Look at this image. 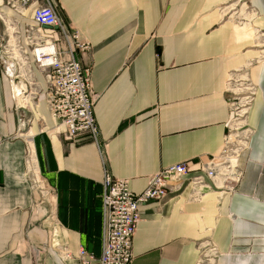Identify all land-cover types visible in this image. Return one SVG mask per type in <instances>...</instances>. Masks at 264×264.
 Listing matches in <instances>:
<instances>
[{
  "label": "crops",
  "instance_id": "0c3cea01",
  "mask_svg": "<svg viewBox=\"0 0 264 264\" xmlns=\"http://www.w3.org/2000/svg\"><path fill=\"white\" fill-rule=\"evenodd\" d=\"M50 1L64 30L88 45L72 57L89 72L97 137L67 139L41 95L29 133L51 194L33 193L27 141L14 135L15 69L0 57V264H78L80 247L97 259L105 174L140 194L149 176L179 163L188 173L139 206L131 264H264V0ZM44 2L0 0V44L13 31L25 44L28 28L56 39L33 21ZM34 78L45 90L43 73ZM244 97L238 126L233 106ZM234 128L241 175L226 188L198 163L219 156Z\"/></svg>",
  "mask_w": 264,
  "mask_h": 264
},
{
  "label": "built area",
  "instance_id": "2783aa9c",
  "mask_svg": "<svg viewBox=\"0 0 264 264\" xmlns=\"http://www.w3.org/2000/svg\"><path fill=\"white\" fill-rule=\"evenodd\" d=\"M32 17L38 27L55 29L57 38L40 41L32 38L31 28H28L24 44L19 38V33L13 31V38L9 35L0 44V57L10 60L15 69L9 79V87L15 102L17 121L14 135L27 141L26 175L33 193L47 199L51 192L37 170L36 156L31 146L32 135L29 128L33 120L32 107L37 108L39 98L43 95L52 120L56 125L64 126L65 137L70 140L80 137L96 140L97 128L93 117L94 95L90 90L89 72L72 57L74 50L85 51L88 45L79 39L77 32L64 30L50 0H45L43 5L36 7ZM15 51H18L20 56L15 54ZM36 69L43 73L45 90L34 78ZM247 98L244 97L245 101L242 98L243 104L242 100H239L235 102L237 105L233 106L232 123H237L238 126L244 121L246 108L244 105L248 103ZM41 120L37 114L35 122ZM235 132L238 133L239 129L228 131L219 156L211 158L207 163H198L199 170L205 177L212 182L218 181L226 188H231V184L237 183L241 175L238 169V156L243 146ZM187 173V163L164 167L147 178L146 187L140 194L130 191L128 180L115 179L105 174L101 252L96 259L80 247L77 251L78 264H131L132 240L140 220L139 206L149 201L162 200L167 194V183L180 179ZM191 182L200 185L202 178L194 177ZM209 250L212 254L217 253L213 246ZM59 255L63 259L71 257L65 248L59 250Z\"/></svg>",
  "mask_w": 264,
  "mask_h": 264
},
{
  "label": "rangeland",
  "instance_id": "374dc122",
  "mask_svg": "<svg viewBox=\"0 0 264 264\" xmlns=\"http://www.w3.org/2000/svg\"><path fill=\"white\" fill-rule=\"evenodd\" d=\"M22 34H23V31H22ZM204 263H206V262L204 261Z\"/></svg>",
  "mask_w": 264,
  "mask_h": 264
}]
</instances>
